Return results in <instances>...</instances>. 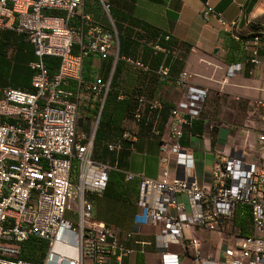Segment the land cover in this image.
I'll list each match as a JSON object with an SVG mask.
<instances>
[{
	"label": "built area",
	"instance_id": "1",
	"mask_svg": "<svg viewBox=\"0 0 264 264\" xmlns=\"http://www.w3.org/2000/svg\"><path fill=\"white\" fill-rule=\"evenodd\" d=\"M82 1L0 0V27L21 33L37 56L30 63L34 72L29 90L0 88V264H121L125 256L142 252L120 242V229L95 218L93 199L103 195L110 167L92 158L94 134L77 129L79 108L85 97L104 103L119 59V42L114 27L81 10ZM202 17L216 18L232 40L241 41L234 21H225L208 6ZM134 37L140 45L161 52L162 59L154 69L139 55H123L121 62L182 90L181 98L168 108L166 131H161L158 118L164 104L160 99L117 88L116 100L129 99L132 109L122 120L121 133L105 142L109 152L120 151L132 142L134 125L140 124L158 141L156 177L125 173L126 181H137L133 224L158 230L154 244L160 254L155 264H180L178 254L169 250L172 244L191 249L193 264H208L199 257L194 230H226L235 212L244 208L249 211L252 233L235 236L226 249L225 264H264V99L248 102L243 125L255 133V156L247 159L246 153L236 150L216 159L211 182L198 185L192 150L181 139L184 129L201 118L209 90L192 83L184 68L170 74L169 63L183 57L180 44L166 45L169 34L149 39L141 27L133 26ZM262 43L261 35L243 41L246 58L229 64L226 75L245 66L249 73L264 68ZM46 56L58 59L55 71L45 66ZM88 57L112 60L107 80L84 78L82 64ZM177 196H185L187 203ZM71 204L75 223L63 217ZM131 235L125 232L126 238ZM30 236L46 243L40 262L20 257Z\"/></svg>",
	"mask_w": 264,
	"mask_h": 264
},
{
	"label": "crops",
	"instance_id": "2",
	"mask_svg": "<svg viewBox=\"0 0 264 264\" xmlns=\"http://www.w3.org/2000/svg\"><path fill=\"white\" fill-rule=\"evenodd\" d=\"M206 6L219 13L225 21H234L236 30L241 33H250L264 15L263 0H83L81 4V10L91 14L102 25L105 24L103 15L111 28H115L111 14L118 20L126 16L157 31L146 32L147 38L155 39L158 34H169L170 42L176 41L183 45V63L177 62L170 66V74L176 75L182 67L191 74L192 83L206 86L209 90L201 118L195 120L190 128L184 129L181 139V144L192 150L193 171L198 185L211 182V172L216 159L236 150L246 153L247 159L255 156V133L253 129L246 130L242 123L248 102L254 98L264 99V68H257L249 73L248 66H245L239 72L226 75L228 65L243 61L245 56L233 50L232 46L237 44L232 42L216 18L204 20L202 11ZM122 23L129 24L128 21ZM78 24L73 22L74 26ZM140 53L141 49L138 47L135 54L140 56ZM260 53L264 54V42L260 45ZM36 59L32 44L25 41L21 33L0 27V88L29 90L31 75L34 72L30 63ZM94 59L98 58L88 57L83 61V76L91 72L89 63ZM48 70L52 72L55 69ZM128 80L133 84L134 92L163 102L164 108L159 112L158 128L166 131L168 108L181 98L182 90L169 82H160L153 73H144L135 68L134 77L130 76ZM73 85L68 82V86ZM95 103L93 97L83 99L79 108V131L92 130V118L96 117ZM122 120L123 117L120 127ZM114 137L115 134L108 141ZM157 155V139L150 134L148 127L140 124L134 125L132 142L126 143L118 152H104L99 160L110 167V174L103 195L96 201L95 218L120 228L118 237L122 244L142 250L125 256L121 264H137L140 256L139 264H155L160 254L154 244L157 228L133 224V215L138 210L137 181L125 180V173L128 172L156 177ZM113 169L116 170L115 178L112 175ZM177 175L183 174L177 171ZM113 179L117 185L112 191L106 192L107 185ZM177 198L187 203L185 196ZM243 211L242 216L237 215L238 210L235 212L233 223L226 230H194V235L199 240L197 251L200 258L208 264H225L229 261L226 249L233 245L235 236L252 233L249 211L247 208ZM111 218L123 221L114 225L115 223L110 221ZM127 231L132 233L129 238L125 237ZM169 250L178 254L180 264H193L191 249L186 250L181 245L172 244ZM110 264L115 263L111 261Z\"/></svg>",
	"mask_w": 264,
	"mask_h": 264
},
{
	"label": "trees",
	"instance_id": "3",
	"mask_svg": "<svg viewBox=\"0 0 264 264\" xmlns=\"http://www.w3.org/2000/svg\"><path fill=\"white\" fill-rule=\"evenodd\" d=\"M206 1V0H202ZM113 20H114V25L115 29L118 33V42H119V50H118V57L119 59L117 60V66H116V75L114 76V79L112 81V87H110V90L108 91L107 97L109 100V107L106 112L105 118L102 121L101 117L99 118V124L96 128L95 131V140L96 142H101L103 138L106 137V134L109 133V135L106 138L107 139L111 138L114 134L115 136L120 134L122 131V128L120 127V121L122 117L124 118L125 116L130 115L131 109H132V103L129 99H123V100H116L115 93L116 89L118 88L117 86H114L117 83V80H119V73L121 71V65L123 63L120 60V57L123 55H129L132 54L134 56H137L135 54L136 50L138 47L141 49L140 53V59L144 64H146L150 69H154L157 67L158 63L163 57V54L161 52H154L152 48H150L147 45H140L136 40L135 37L134 39L131 38L132 36V27H141L144 32L148 33H155L157 32L155 29L149 27L148 25L144 24L143 22H140L138 20H133L129 17L123 16L121 19H115L113 15L111 14ZM123 21H128L129 24L122 23ZM264 32L260 26H255L250 33H241V41H234L232 42L236 43L237 45L232 46L233 50L235 52H244L243 48V41L249 39L253 35H261L262 42H264ZM158 34V33H157ZM159 36H162L161 34H158ZM147 37V36H146ZM161 39V37H160ZM176 42V41H175ZM175 42H166L167 46H172L175 44ZM181 48V51L183 52V45H179ZM134 51V52H133ZM183 57V53H182ZM246 58V56H245ZM182 60H174L170 64V66L174 65L177 62L181 63ZM43 62L47 68H50L51 70H54L57 68L58 64V59L56 57L52 56H46L43 59ZM168 62V60H167ZM240 62V61H238ZM183 63V62H182ZM235 63V62H234ZM182 68V67H181ZM180 68V69H181ZM55 71V70H54ZM53 72V71H52ZM114 96V99L112 97ZM105 141V142H106ZM101 148L100 154L102 155L104 152L108 151L106 146ZM96 149H98V145H96ZM244 214L243 210H238L237 215L242 216ZM249 235V234H248ZM46 251V243L42 240H39L36 237L30 236L24 243H23V248L20 253V257L22 259L28 260V261H33V262H40L41 259L43 258L44 254ZM141 261V256L138 257L137 264H139Z\"/></svg>",
	"mask_w": 264,
	"mask_h": 264
},
{
	"label": "rangeland",
	"instance_id": "4",
	"mask_svg": "<svg viewBox=\"0 0 264 264\" xmlns=\"http://www.w3.org/2000/svg\"><path fill=\"white\" fill-rule=\"evenodd\" d=\"M263 3H264V0H263ZM103 18H104L103 23H105L104 25L106 27L110 28V25L106 21L104 15H103ZM257 24L264 31V15H263V17L260 18V20H258ZM242 54H243V56H246L245 51L242 52ZM89 64H91V72L90 73L87 72L86 75L84 73V75H85L84 78L85 79H87V80L88 79H92L95 76L101 77L104 80L108 79L109 74H110V70H111L112 60L102 61V60H99V59H94V61L90 62ZM116 66H117V61H116L115 65H114V69H113V72H112L110 87H112V81L114 79V76L116 75ZM118 76L120 78H119V80H117V83L114 86H117L118 88H121L126 93H130V92L134 91V88L132 87L133 84H131L129 82V80H128V78L130 76L134 77V69L123 65ZM112 97L114 99L113 95H112ZM114 101H116V99H114ZM95 106L97 107L96 108V117L92 118V130L90 132H92V134H94V147H93V152H92V158L94 160H96V161H99L101 159L100 150H101V148H103V146H104L103 144L106 141V138L109 135V133L106 134V137L103 138L101 140V142H96V140H95V131H96V128H97V126L99 124V118L101 117L102 121L105 118L106 112H107L108 107H109L108 98L105 99V101H104V103L102 105H101V102H98V104L95 103ZM97 116H98V120H97ZM247 118H248V114L245 111V116H244L243 123H242L243 125L246 122ZM96 145H98V149H96ZM115 171L116 170H114L112 172V175L114 176V178L116 176ZM109 174H110V170H109L108 175ZM116 185H117V182L114 179L112 181H110L109 184L107 185L106 192L112 191L115 188ZM103 193H104V191H103ZM98 198H100V197H97V198L93 199L94 213L96 212V201H98ZM74 207H75V205L71 204L70 207H68L65 210L63 217L65 219L70 220V221L75 223V215H74V212H73ZM110 221L112 222V224L115 223L114 225H119L117 223H121L123 220L122 219L111 218ZM118 229H120V228H118Z\"/></svg>",
	"mask_w": 264,
	"mask_h": 264
}]
</instances>
